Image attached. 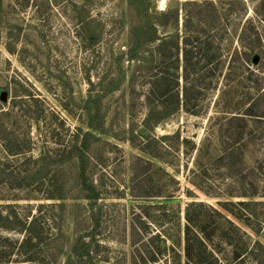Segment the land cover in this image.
Listing matches in <instances>:
<instances>
[{
    "label": "rangeland",
    "instance_id": "1",
    "mask_svg": "<svg viewBox=\"0 0 264 264\" xmlns=\"http://www.w3.org/2000/svg\"><path fill=\"white\" fill-rule=\"evenodd\" d=\"M128 1L91 0L93 14L97 19L105 21L102 42L95 49L81 48L74 34L75 26L68 19L70 12L66 15L63 3L45 9L43 14L47 22H42V17L36 16L35 5L27 13L20 15L23 21L14 15L20 23L35 25L34 30L27 29L23 32V37L17 44L18 49H27L24 52L27 55L25 61L21 53L11 54L5 49L3 43L6 41V34L2 30L0 93L4 90L5 94L6 87H10L11 94L7 99L0 96V112L13 107L12 92L16 86L18 91L24 92L27 89L38 97V106L43 111L40 122L36 123L16 109L17 115L7 121V125L11 126L9 131L14 130L21 135L30 131L36 142L34 154L45 149L52 155L70 139L69 127L74 130L75 127L82 126L89 130L85 123L90 114L84 110L88 98L92 108L99 109V112H93L92 115L95 116V124L103 130V133L97 132L100 137L94 142L98 160L94 163V171L92 170L101 198L88 207L85 206L86 201L72 199L79 194L72 180L73 173L65 170L61 176L55 175L53 169L57 162H53V158L48 161V171L40 184H30L31 181L23 184V187H19L17 182L13 185L0 184V203H14L16 210L24 215L31 210L40 209L39 205L42 204L44 206L39 215L46 223L45 238L37 249L38 260L21 262L14 252L7 264H184L187 204L205 200L217 206L220 200L245 199L237 196L238 191H241V184L232 172L233 168L230 170L228 166L219 167L213 163L204 165V170L197 167L195 159V144L197 147L204 141H212L210 152L215 153L214 148H217L219 153L223 146L217 139L221 136L228 140L232 127V132L236 131L235 122H228L221 117V112L226 110L224 91L233 90L236 85L232 77L231 80L224 78L228 61L237 46L236 39L230 38L229 42L227 40L224 43L226 46L222 44L224 48L221 50V59L225 64L222 70L213 72V88L206 89L210 80L208 77L205 80H194L203 87L199 95H195L198 97V113L182 109L157 126L153 132H148L142 124L146 114L145 93L148 85L145 76L141 72L137 73L135 89L132 91L127 80L135 68L132 65L124 66V81L117 90H110L113 87L110 81L119 71V67L114 65V58L119 56L121 50L126 49L127 30L135 20L133 13L128 10ZM187 1L190 0H150L148 6L159 13L179 8L182 22L185 13L182 8ZM196 1L202 3L205 0ZM246 2L249 6L248 15L252 16L256 0ZM158 20L165 22L172 19L159 14ZM180 33L182 34V28ZM169 34L174 35L175 29L159 27V35L167 37ZM182 70L181 66L179 73L182 74ZM88 73L94 81L92 86L87 81ZM203 74L201 71V75ZM180 80L182 86L184 81L182 78ZM227 83L229 87L226 88ZM151 134H179L178 138L170 139L173 140L175 150L169 153L168 161L173 164L162 163L179 181V189L169 202L161 200L163 197L155 200L130 194V185L135 175L129 162L132 157L141 154L139 149ZM184 139L189 142L184 143ZM250 150L246 163L257 167L255 161L263 150L252 144ZM21 158L23 157L7 156L0 146L2 169H17L22 166ZM26 166L22 168L25 170ZM162 174L156 176L160 178L159 185L173 190L175 180ZM196 177L197 183L201 182L199 184L206 191L215 195H208L194 185L192 181H196ZM62 183L65 186L61 190ZM188 189L192 191V196L188 195ZM61 192L70 198H46L52 194L60 195ZM246 229L254 238L264 242L261 236ZM1 232L12 238H23L20 232ZM223 254L227 256L228 253L226 251ZM157 255L159 258L156 260L159 261L155 262L153 258ZM244 260V264H252L254 257L247 255ZM226 264L231 263L227 261Z\"/></svg>",
    "mask_w": 264,
    "mask_h": 264
},
{
    "label": "trees",
    "instance_id": "2",
    "mask_svg": "<svg viewBox=\"0 0 264 264\" xmlns=\"http://www.w3.org/2000/svg\"><path fill=\"white\" fill-rule=\"evenodd\" d=\"M150 0H129L128 10L133 13L135 20L127 30L126 49L115 56L114 65L119 67L111 91L117 90L124 78V66L135 68L127 80L132 91L135 89L137 73L141 72L148 80L145 93L146 114L143 126L148 132H153L157 126L165 122L182 109L197 114L196 103L200 90L203 89L194 80L210 78L206 89L213 88V72L222 70L221 50L224 43L235 38L237 46L226 67L224 78L236 81L233 90L226 89V110L221 117L228 122H235L236 131L217 139L223 149L217 153L210 152L212 141L202 142L196 147V165L206 169L204 165L216 163L217 166H228L241 187L237 196L243 197L238 201H219L218 205L205 200L191 201L186 206L184 225V264H244L245 256L254 257L252 264H264V242L256 239L246 229L252 230L264 239V0H256L253 15H248L249 6L246 0H196L187 1L183 6L184 19L180 20V9H168L164 12L148 6ZM64 4V12L69 21L75 26L74 34L78 38L81 48L95 49L100 47L105 31V21L97 19L90 7L91 0H0V41L2 30L6 34L5 49L11 54L22 55L26 47L17 48L23 32L35 29L33 23H20L15 16L22 15L35 5L37 15L42 22H47L45 9L58 4ZM189 7V8H188ZM163 15L171 21H159ZM21 18V17H20ZM39 18V17H38ZM23 21V18H21ZM171 27L175 34L167 37L159 35V27ZM182 28V34L180 29ZM223 44V45H222ZM229 45V43H228ZM227 49V47H225ZM126 51V52H125ZM0 55L2 51L0 49ZM182 56V59L181 57ZM127 57V59H125ZM22 60V61H23ZM127 63V65H124ZM214 65V67H213ZM123 66V69H122ZM182 66V74L179 70ZM201 71L204 72L201 75ZM184 81L181 86L180 79ZM88 83L94 81L88 73ZM229 87V83L226 84ZM23 88L24 85H21ZM225 88V87H224ZM6 98L11 94V88L6 87ZM10 90V91H9ZM18 91L16 86L13 93L14 105L6 111L0 112V146L7 156H22V166L16 168H1L0 184L18 183L19 187L30 182H40L48 171V161L57 162L53 169L55 175L61 176L65 170L73 173L72 180L79 192L72 199L84 200L89 206L93 201L101 198L94 179V163L98 160L95 141L103 133L102 128L95 124L92 115L99 109L92 108L88 98L84 110L90 114L85 123L89 130L77 126L70 131V139L62 149L50 154L45 149L34 154V137L31 132L18 134L9 131L7 121L21 110L30 121L39 123L43 111L38 106L39 98L30 91ZM1 91L0 96L4 94ZM197 95V96H195ZM219 113V112H217ZM98 132V133H97ZM178 135L147 136L140 147L141 154H137L129 162L130 169L135 175L130 185V194L141 198L163 197L164 201L172 200L174 192L179 189V181L162 163L173 164L168 161L169 153L175 150L173 140ZM188 139H184V143ZM263 150L256 159V165H248L246 157L249 155L250 145ZM250 150V151H249ZM60 151V152H57ZM212 154V155H210ZM25 170L22 168L25 166ZM93 170V171H92ZM134 170V171H133ZM140 170V171H137ZM172 177L175 180L173 190L159 185L157 174ZM192 181L194 185L206 191L201 184ZM62 183V188H64ZM188 195L192 191L188 189ZM49 195L47 199L67 200L64 195ZM232 194V193H229ZM215 195V194H212ZM234 196V195H232ZM39 200V199H37ZM159 200V199H158ZM64 204V203H63ZM40 209L31 210L24 215L16 210L14 203H0V231H15L23 234V238H12L0 233V264H7L14 252L21 262L38 260L37 249L43 243L46 234V223L39 215ZM65 206V204H64ZM68 206V205H67ZM89 209V208H88ZM35 211V213H34ZM165 215H167L165 213ZM160 236V234H157ZM227 251V256L223 253ZM176 253V251H175ZM181 256V255H180ZM223 256V257H222ZM229 256V259L227 257ZM159 256H155L156 260Z\"/></svg>",
    "mask_w": 264,
    "mask_h": 264
},
{
    "label": "water",
    "instance_id": "3",
    "mask_svg": "<svg viewBox=\"0 0 264 264\" xmlns=\"http://www.w3.org/2000/svg\"><path fill=\"white\" fill-rule=\"evenodd\" d=\"M5 97H6V95L3 94V95H2V98H5ZM141 133L144 134V131H141Z\"/></svg>",
    "mask_w": 264,
    "mask_h": 264
}]
</instances>
